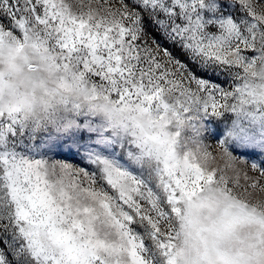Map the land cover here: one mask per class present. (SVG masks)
Instances as JSON below:
<instances>
[{"label":"snow or ice","instance_id":"snow-or-ice-1","mask_svg":"<svg viewBox=\"0 0 264 264\" xmlns=\"http://www.w3.org/2000/svg\"><path fill=\"white\" fill-rule=\"evenodd\" d=\"M0 264H264V0H0Z\"/></svg>","mask_w":264,"mask_h":264},{"label":"rangeland","instance_id":"rangeland-1","mask_svg":"<svg viewBox=\"0 0 264 264\" xmlns=\"http://www.w3.org/2000/svg\"><path fill=\"white\" fill-rule=\"evenodd\" d=\"M221 79H223V77H221ZM207 143H209L212 147H211V151L215 152L216 148H215V141L214 140H208ZM66 154H61L58 158H63V156ZM219 163V161H217V164ZM216 166V165H213Z\"/></svg>","mask_w":264,"mask_h":264}]
</instances>
